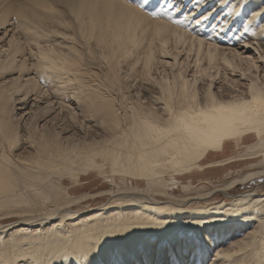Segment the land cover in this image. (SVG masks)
<instances>
[{"label": "bare ground", "instance_id": "6f19581e", "mask_svg": "<svg viewBox=\"0 0 264 264\" xmlns=\"http://www.w3.org/2000/svg\"><path fill=\"white\" fill-rule=\"evenodd\" d=\"M140 2L166 19L151 22L154 35L142 53L146 78L141 82L148 85L144 87L147 89V104L141 99L127 101L126 97L116 101L103 89H83L78 83L72 88L74 91L66 86V92L61 95L68 104L87 99V106L91 103L99 110L101 121L104 120L103 131L108 132L109 138L95 145L86 143L88 149L83 144L85 150L79 152L88 154L93 147L95 153L102 151L90 161V166L104 175L110 188L95 194L85 191L78 195L71 194L73 190L70 188L57 198L58 194L54 196V191L58 190L55 186L47 192L48 199H52L49 209L24 208L21 200L7 194L10 185L13 186L9 174L14 170L16 174L32 177L36 188L52 175L73 182L75 168L70 166L65 171L67 164L62 166V163L55 162L47 165L39 153L52 154L56 159L58 153L76 145L63 144L69 137L57 135V141L48 139L36 145V155L31 159L20 155L14 158L6 150L14 145L15 135L5 131L4 120L0 119V212L21 217L14 223L4 224L0 214V264H85L89 260L91 264H148L150 260L155 261L153 264H165L166 261L169 264H264V195L257 193L256 189L235 195L230 192L239 185L247 187L253 180L264 176V115L244 103L251 99L249 85L254 84L257 90L264 85L255 75L245 78L248 80L245 93L225 89L220 96L218 91H213L215 87L211 79L216 75L212 73L211 65L203 67L196 63L195 77L187 79L186 65L183 61L178 63L176 56H173L172 64L176 69L170 76L156 79L150 75L152 65L155 66L152 62L155 59L153 45L158 43L160 54L165 57L170 53L164 46L172 39L175 48L188 46L191 49L195 46L210 61L215 55H226L225 51L229 49L220 44L217 34L224 32L225 36H230L233 30L237 35L241 33V36L257 41L255 50L261 60L264 56V19L258 14L264 13V0ZM12 4L11 1L0 8V26L9 20ZM19 4L21 18L18 20H25L21 22L25 32L33 30L35 35L20 42L11 34L7 47L2 45L0 48V68L3 69L0 110L5 116L14 108L18 119L32 115L34 100L30 97L38 92L23 89L17 78L4 79V74L16 69L23 83L30 81L31 77L24 78L21 65L12 63L18 56V44L31 45L29 50L34 51V66L44 71L46 84L55 83L61 73L70 70V56L54 49L53 45H39L40 40L51 33L41 20L64 25L61 20L69 19L68 9L79 26L91 24L94 27L105 20H115L112 36L101 39L102 47L123 56L139 47L138 32L131 21L140 24L150 20L136 4L131 8L128 0H123L125 5L121 3L124 7L105 4L104 0H24ZM169 4L175 5L171 11ZM208 6L213 7L203 15L206 19H193V25L201 26L199 29L185 26L186 21ZM191 7L193 9L189 10ZM185 8L188 10L180 16ZM86 17L89 22L83 23ZM117 20H122L123 24ZM204 29L212 30L208 40L200 38V34L207 31ZM244 49L248 50L247 47ZM136 57L138 60L139 55ZM235 58L246 65L254 61L252 57L244 60L238 54L233 55L231 61H236ZM231 63V68H237ZM5 65H9V69H5ZM251 68L252 65L247 66V69ZM209 78L210 82L204 84ZM197 83L204 85V92L197 89ZM23 90L25 95L14 98ZM62 104L58 102L54 108L46 105L45 113L50 109H57L59 113H55L51 121L57 116V122L65 124L64 118L72 120L76 115L73 107L64 112L59 108ZM230 144L233 154L229 152L224 158ZM55 147L58 152L52 151ZM209 157L215 159L209 161ZM234 162L248 163V169L236 171L235 175L231 170L226 171V179L219 184H208L204 180L194 184L191 180L198 175L197 171L203 173L209 168H227ZM106 164L110 165V172L106 170ZM178 174L182 175L181 178H177ZM178 182L182 192L174 193L173 188ZM46 190L44 187L39 196L43 197ZM219 193L229 201H215ZM105 195L108 196L107 202L97 207L86 204V201ZM89 247L92 252L82 255Z\"/></svg>", "mask_w": 264, "mask_h": 264}, {"label": "rangeland", "instance_id": "374dc122", "mask_svg": "<svg viewBox=\"0 0 264 264\" xmlns=\"http://www.w3.org/2000/svg\"><path fill=\"white\" fill-rule=\"evenodd\" d=\"M11 1L13 3V6L10 9V14L8 16L9 20L5 24L0 26V48H2L3 46L7 47V40L11 34L15 38H18L20 42L25 38H31L35 35L33 30H28L30 31V33L25 32V26L23 23H21L25 20H18V18H21L19 16V3L24 0H0V8L6 5L8 2L10 3ZM121 3L123 4V0H114L112 4L124 7L123 5L125 4L122 5ZM132 5L135 4H130L131 8L135 7ZM151 7H153V5H151ZM193 7H191L189 10H192ZM212 7L213 6H208L203 8L201 12L192 16V18H190L191 20L186 21L184 23L186 24L185 26H187L188 28L194 27L195 29H199L201 26L199 27L193 25V17L197 18L203 16L207 11L211 10ZM151 9L153 10L154 8ZM187 10V8L182 10L180 16ZM141 11L143 15H148L150 17V20L143 21L140 24L137 21H131V25L134 22L133 27L136 28L138 32L137 41L139 47L134 48L133 51H129L128 55L125 56L113 52L107 47H102L103 43L101 39L112 36L113 29L116 25L115 20H105L100 25L94 27L91 24H82L83 26H79L78 20H73V14L70 9H68V14L70 15L69 19L61 20L63 21L64 25L56 24L54 22H51L50 20H41L43 21L41 24L44 23V27H46V30L51 33L50 35L43 37V39L40 40L41 42H39V45H53L54 49L59 50L60 52L67 54L72 58V61L69 63L70 70L67 73H61V75L55 80V83L46 84L44 80V71L41 72L40 70L35 68V56H33L34 51L32 52L29 50L31 45L26 46L25 44H18V56H15V62L12 63L21 65V67L24 69V78L31 77L29 79L30 81H28V83H23L22 78L18 76V71L16 69H13L11 72L4 74V79L8 81L17 78L21 83L20 87L23 86V89H27L29 91L38 90V92L34 94V96L32 95V98L30 97V99L34 100V102L32 100L34 104L32 106V110L34 111L32 115H29L28 117H20V119H18L19 116L16 114L17 110L15 112L14 108H11L8 115L6 114L5 116L1 113L0 110V119L4 120L5 131L7 133L15 135L14 145L8 148V151L6 150V153L12 155V157L14 158H16L17 155H20L25 158L31 159L36 155V145L40 144L41 141H47L48 139L57 141V135L69 137V140L67 141L62 140L63 144L69 143L70 145H76L71 150L66 149L65 151L61 152L62 154L58 153V157L56 159L52 154L45 155L39 153L40 158L46 161L47 165H53L55 162H57L62 163V166H65L66 164L68 165V167L64 169L65 171H67L70 166L75 168V180L73 182H70V179L64 178L62 176L52 175L49 178L44 179L41 185L36 188V186L34 185V179L32 177L16 174L14 170L11 174H9L10 182L13 186L10 185V190L7 192V194L12 195L13 198L21 200L24 208L29 207L35 209H49L52 199H48L49 196L47 192L53 190L55 186L56 188H58L57 191H54V196L58 194L57 198H59V195L63 196V194L70 188L73 190L70 192L73 195H78L85 191L90 194H95L99 191L110 188L109 182H106V180L104 179V175L92 169L90 166V161L96 155L101 154L102 151L95 153L93 147V149L89 151L88 154L79 152V150H85L83 144H85V146H87L86 143H92L93 145H95L98 142L104 141L105 139L109 138L108 132L103 131L104 126L102 122L104 120L101 121L102 116L100 115L99 110L96 109V106H93V108L91 103H89L90 105L87 106V99L81 98V101L78 104L74 101H72V103L70 101V104H68V101H64V99H61V95L66 92V86H68L69 89H72L75 88V83H78L83 86V89H85L84 87H88V90L99 88L100 90L103 89V91H106V93H108L109 97L113 95L111 97L116 101H118V99H120L121 97H126V100L128 98L127 101H136L138 99H141L143 103L147 104V89L145 90L144 87L147 88L148 85L142 83L143 78H146V76L143 74L144 68L142 64V53L147 49L146 46L149 44L150 39L154 35L152 31L153 24L151 22L156 20L165 21L166 19L158 16L155 12V16H153L145 10ZM82 22L88 23L89 20L86 17L84 20H82ZM117 23L123 24V21L117 20ZM206 30L207 29H204V31ZM226 30L230 31L229 28H227ZM210 31L212 30L208 29L206 32H204V34L201 33L200 38L208 40V38L213 34L210 33ZM235 31L236 30L231 31L230 36H225L224 32L217 34L216 38L218 37L217 39L220 40V44H222L224 47H229V49L225 51L226 55H215L214 59L210 61L204 53L198 52L195 46H193L191 49L188 46H177V48H175L172 39L164 46L165 50H168L170 53V55L168 54L165 57H162V55L160 54L158 43L157 45H153V49L155 51V59H153L152 62H154L153 64L155 66L152 65V67L155 68L154 70L153 68H151L150 75L156 79H159L163 75L170 76L172 70L174 71L176 69L172 66L174 62L173 56H176V61L178 63H181L183 61L186 65L185 68L187 71L185 72V77L187 79H192L193 77H195L193 70L196 63H199L203 67L211 65V71L216 75L214 79H211L212 85L215 87L213 91H218L217 93L220 94V96L225 93H222V91L225 89L226 91L230 89H238L240 91L239 93H245L244 88H246V86L248 85V80L245 78H252L255 75L258 78V82L264 85V64L261 62L260 58H258V51L255 50L257 41H253V38L251 37L247 38L241 36V33L237 35L235 34ZM233 34L234 36H232ZM242 38L245 39L244 42L242 41ZM223 41H225V44L223 43ZM248 43L252 45L248 47ZM210 47L212 48V46ZM245 47H247L248 50H245ZM32 49H35L34 46H32ZM244 50L245 52L242 53ZM134 52L139 55L138 60ZM237 54L241 55L244 60L252 57L260 71L257 72L255 68L247 69V66L252 64L246 65L243 63H239L237 58H235L236 61H231L232 56ZM1 59L2 58H0V60ZM230 61L234 65H236L234 67L237 68H231ZM232 63L231 65H233ZM5 69H9V65H5ZM2 71L3 69L0 68V76ZM209 80L210 78L204 80L203 83L207 84L208 82H210ZM0 83H2L1 78ZM96 85L97 87H95ZM99 85H101V87ZM55 86L58 87V91L54 92V89L56 88ZM203 88L204 85H202V83H197V89L200 92H204ZM17 89L18 88H16V90ZM72 90L74 91L75 89ZM25 94L26 92L23 90L20 95H17L14 98H19L20 96ZM28 95L29 94H27V96ZM58 95H60V98ZM58 102L63 103L62 106L59 105V108L64 110V112L65 110L70 111L72 107L75 109L76 115L72 117L73 121L69 118H67L68 120L64 118L65 124H63L62 121L57 122V116L53 118L52 121L50 120V118L55 113H57L58 110L50 109L47 110L49 112L45 113V110L47 109L46 105H51V107L53 106L52 108H54V106H56ZM1 106L2 101L0 103V109ZM58 114L59 113H57L56 115ZM63 114L65 113H62V115ZM34 116L36 118H34ZM43 124L46 126L45 128ZM60 129H62V131H60ZM117 134L119 136L120 133L118 132ZM75 141L76 143H78L76 144ZM228 146L229 147L227 148V153L224 154V158L227 157L229 152L231 153V150L233 148L231 144ZM4 147H6V145H4ZM88 148L89 147L87 146V149ZM1 149L2 147L0 148V150ZM52 151L58 152V148L55 147L52 149ZM212 159H215V157H209V161ZM247 164L248 163L242 164L240 162H234L227 168H209L206 169L203 173H199L197 171L196 173H198V175L191 178V180L194 184L197 183L198 180L207 181L208 184H219L222 180L226 179V177L224 176L226 171L231 170L233 172L232 174L235 175L236 171H246L248 169ZM105 167L106 170L110 172V165L106 164ZM176 176L177 178H181L182 175L178 174ZM132 181L134 182V180ZM183 181L184 180H182V182ZM186 182L187 179L185 180V183ZM73 183L75 184L72 185ZM44 187H46L47 190L44 192L45 194L43 195V197H41L39 195L42 194ZM249 189H256L257 193H259L260 195H264V176L253 180L251 183L247 184V187L239 185L230 192L235 195ZM173 191L174 193L182 192L179 186V182L175 184ZM224 199L229 201L228 197H226L223 193H219L215 201L220 202ZM107 200V195L98 196L95 197V199L86 201V204L89 203L90 207L92 208L107 202ZM25 210L34 212L32 209ZM3 213H5V211L0 212V214L3 215L2 219L3 221H5L4 224L14 223L21 218L19 215L14 213L5 215ZM162 260L163 258L161 259V262ZM153 262L155 263L154 260H150L148 264H153ZM165 264H169V261H166Z\"/></svg>", "mask_w": 264, "mask_h": 264}, {"label": "snow or ice", "instance_id": "6c2138e0", "mask_svg": "<svg viewBox=\"0 0 264 264\" xmlns=\"http://www.w3.org/2000/svg\"><path fill=\"white\" fill-rule=\"evenodd\" d=\"M97 2H99V0H97ZM104 2H105V4L110 5L114 2V0H104ZM128 2H129V4H136V6L138 8H140L141 10H149V14L155 16V13L150 11L149 6L141 3L140 0H128ZM168 8H169V11H171L175 8V5L169 4ZM177 11H179V9H177ZM211 15H214V14H211ZM258 15L261 16V19H264V13H261ZM193 19H195V17H193ZM201 19H206V18L201 16ZM196 22L200 23L199 20H197ZM248 59L251 60V57H249ZM261 60L264 61V56H261ZM252 67L255 68L257 70V72L260 71V69L257 68L255 61L252 62ZM249 93L251 95V99L244 101L245 105L251 106L252 110L254 112H256L260 115H264V88L257 90V88L254 84L249 85ZM89 252H92L90 247L86 252L82 253V255H88ZM92 255H95V253L93 252ZM85 264H91V261L90 260L86 261Z\"/></svg>", "mask_w": 264, "mask_h": 264}]
</instances>
